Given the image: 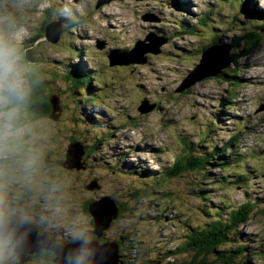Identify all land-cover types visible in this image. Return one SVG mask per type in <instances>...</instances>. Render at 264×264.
<instances>
[{"label":"rangeland","instance_id":"rangeland-1","mask_svg":"<svg viewBox=\"0 0 264 264\" xmlns=\"http://www.w3.org/2000/svg\"><path fill=\"white\" fill-rule=\"evenodd\" d=\"M99 1L18 0L10 7L26 29L25 60L43 78L44 94L60 100L53 118L28 120L45 175L63 185V223L78 221L94 236L85 205L108 196L119 216L94 241L117 243L119 264L188 263L198 251L184 249L202 235L203 245L213 244V232L229 241L207 258L212 264H264V0H106L98 8ZM48 16L63 30L53 44L38 37ZM254 34L263 41L251 52ZM150 35L165 42L160 54H147L143 65L110 66V54L131 52ZM217 45L228 53L224 69L236 68L230 75L242 83L183 85ZM77 75L92 81L76 84ZM142 106L149 113L141 114ZM74 141L87 149L85 171L63 167ZM186 155L209 162L171 175ZM248 201L255 208L247 222L229 232L231 212ZM32 259L24 264H48Z\"/></svg>","mask_w":264,"mask_h":264},{"label":"clouds","instance_id":"clouds-1","mask_svg":"<svg viewBox=\"0 0 264 264\" xmlns=\"http://www.w3.org/2000/svg\"><path fill=\"white\" fill-rule=\"evenodd\" d=\"M17 6L18 0L0 6V264H22L32 247L49 262L97 264L91 230L78 221L63 223V185L44 173V154L28 120L43 78L25 60L26 29L10 10ZM65 237L72 246H65Z\"/></svg>","mask_w":264,"mask_h":264},{"label":"water","instance_id":"water-1","mask_svg":"<svg viewBox=\"0 0 264 264\" xmlns=\"http://www.w3.org/2000/svg\"><path fill=\"white\" fill-rule=\"evenodd\" d=\"M103 4H107L106 0H100L98 4V8L102 6ZM46 39L51 41L52 43H55L57 40H59L60 35L62 34V27H55V25L50 26V24L47 25L46 28ZM56 30V31H55ZM164 41L162 39H156L154 35H150L145 37L144 40L138 41L133 48L131 52L128 51V53L124 54H110L109 55V60H110V66H127L131 64H146L148 59L146 57L147 54L151 53L154 55L160 54L161 47L164 45ZM106 46L105 42L103 41H97V49L102 50ZM220 46L217 45L211 49L208 50L207 53H205V58L206 61L203 63V66L200 69H197L196 72L193 74L189 75L188 77L185 78L183 85L189 86L197 83V81L202 80L205 76H213L216 74V72L203 75V77H199L197 79H194L195 75L205 69L207 67H211V59L213 58L215 61V64L213 66V69L217 68V72L221 71L222 69L226 68L227 65L229 64V59H228V53L224 55L220 54L219 52ZM208 55H211L209 57ZM205 68V69H204ZM192 79V80H191ZM187 89V88H186ZM51 104L53 106V113L57 112L60 100L59 98L54 99L51 98ZM146 111V112H145ZM149 111V110H148ZM147 109H144L142 106L140 109L141 114H147L149 113ZM53 118V115L51 116ZM56 119V117H55ZM74 144H70L67 149V155H66V162L63 163V167L69 170H80V171H85L87 168L83 164V157L86 154V148H84V145L81 142H73ZM73 157V158H72ZM74 159V162L72 160ZM97 189L98 185L96 186V182L94 183ZM93 204L90 205V213L92 214L93 217H95V232L93 231L96 239L98 237H101L103 232L109 228L110 224L116 217L119 216V211H118V205L117 202L113 201L110 197H105L100 199L99 204L96 206H92ZM35 239V238H34ZM113 247H110L109 245L100 247L96 245V241H94V247L97 249L99 255L97 257V264H100V261L104 258L107 257L108 259L105 261V264H119V246L117 243L112 244ZM65 246H72L71 242L68 244H65ZM39 254V250L36 247H32L30 249V252L25 254L22 258V264L26 263L28 260H30L31 256ZM53 262L55 264H62V261L60 258H54ZM154 264H159L155 262Z\"/></svg>","mask_w":264,"mask_h":264},{"label":"trees","instance_id":"trees-1","mask_svg":"<svg viewBox=\"0 0 264 264\" xmlns=\"http://www.w3.org/2000/svg\"><path fill=\"white\" fill-rule=\"evenodd\" d=\"M175 2H176V0H175ZM176 4H177V2H176ZM245 7H248L247 4H245ZM49 16L44 21L42 29L40 30L41 34H39L38 37H43V34H44V37L46 39L47 25L53 19V18H51L49 20ZM250 37L251 38H249V42H250L249 51L253 52L261 45L263 38H261V36L259 34L250 35ZM47 41L49 43L53 44L51 41H49V40H47ZM26 59H31V58L26 57ZM214 64L215 63H213L211 65V67L209 66L207 69H205L203 71V73L205 75H207V74L216 72V74L213 76H205L204 78H202V80L219 79V80L224 81V82H232L231 85H237V84L242 83V81L233 77V76H235V74H237L236 68H232L231 70L223 69L222 71L217 72V68L213 69ZM233 71H235V72H233ZM230 73L231 74L233 73V76H231ZM73 79H74L76 84H82V83H86V82L91 83V81H92V78H87V77L85 78L84 75H77L76 78H73ZM44 90L45 89L42 87V83L36 87V89L34 90V94H33L32 104H31L29 112H28V114L32 115L34 118H37V119L48 118V117L52 118L51 116L53 114V106L51 104L52 96L51 95H45ZM187 91H188V89L186 91H184L183 93H177V95L184 94ZM140 101H141V99L139 100V102ZM73 140H76V139L73 138ZM233 142H234V139H232V141L229 143V146H233ZM186 146L187 145L184 142L183 148H185ZM188 148H191V147L188 146ZM67 149H68V147H67ZM92 149L93 148H90V149L88 148V151H90L92 153ZM225 150H227V147ZM86 153H87V149H86ZM66 155H67V152H66ZM188 156L189 155H186L182 159H177V161L171 167L174 169V171L171 172V175L177 176V175L182 174L183 172L193 171V170L201 171L204 168V166H206V164L209 162V157H205L204 155H202L203 158H198V159H195L192 156H190V157H188ZM84 166L87 168V165L85 163H84ZM147 173L148 172H146V171L144 172V174H147ZM239 175H242L243 176L242 178L247 179V177H244V174L240 173ZM91 203L92 202L89 201L85 205V207H86L87 212L90 214V217H93L89 211ZM254 208H255V206L250 201H248V202L244 203L242 206H240L238 208V211L236 209L233 212H231L232 213L231 221L228 223V226L230 227L229 232L231 230H234V228H236L239 224H243V223L247 222L249 215L252 213ZM92 225L94 226V229H95L94 218H92ZM214 226H215L216 232H218L217 229H219L220 224H215ZM94 229H93V231H94ZM210 234H217V236H219L218 239H212V242H210V243H213L214 245L213 244L203 245V241H204L203 235H202V237H200V240L193 239L194 241L191 242L186 247V249H184V250L189 251V250H191V246L192 247L196 246V251H198L196 253H198V254H197V256L193 257V259L190 262L184 263V264H212L210 261L207 260V258L209 256H211L212 253H217L216 252L217 247L221 248L222 246L227 244L228 243L227 241H229V240L221 238L220 232L219 233L213 232ZM211 236H215V235H211ZM205 239L207 240V235L205 236ZM31 258H38V255L31 256ZM41 259H43V258H41ZM221 261H223L222 262L223 264H231L229 258H222ZM136 264H138V263H136ZM140 264H148V263H146V261H145V262H142Z\"/></svg>","mask_w":264,"mask_h":264},{"label":"flooded vegetation","instance_id":"flooded-vegetation-1","mask_svg":"<svg viewBox=\"0 0 264 264\" xmlns=\"http://www.w3.org/2000/svg\"><path fill=\"white\" fill-rule=\"evenodd\" d=\"M204 242V241H203ZM38 258L39 259H41V256L38 254ZM38 258H35V259H37L38 260ZM32 258H31V260H30V262H32ZM48 264H54V262H53V260L51 261V262H49L47 259H44Z\"/></svg>","mask_w":264,"mask_h":264},{"label":"bare ground","instance_id":"bare-ground-1","mask_svg":"<svg viewBox=\"0 0 264 264\" xmlns=\"http://www.w3.org/2000/svg\"><path fill=\"white\" fill-rule=\"evenodd\" d=\"M155 150H157V148H155ZM133 161V160H132Z\"/></svg>","mask_w":264,"mask_h":264}]
</instances>
